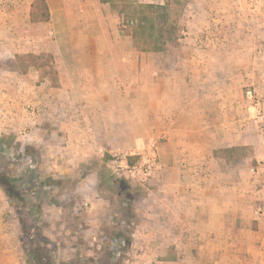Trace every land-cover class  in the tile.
<instances>
[{"label":"crops","instance_id":"1","mask_svg":"<svg viewBox=\"0 0 264 264\" xmlns=\"http://www.w3.org/2000/svg\"><path fill=\"white\" fill-rule=\"evenodd\" d=\"M32 2L0 0V135L35 145L43 174L77 177L83 194L95 163L153 145L137 263L264 264V121L252 125L241 92L264 82V0H187L186 35L161 50L135 41L108 2L45 0L36 23ZM17 224L0 218V264H26Z\"/></svg>","mask_w":264,"mask_h":264},{"label":"rangeland","instance_id":"2","mask_svg":"<svg viewBox=\"0 0 264 264\" xmlns=\"http://www.w3.org/2000/svg\"><path fill=\"white\" fill-rule=\"evenodd\" d=\"M140 1L142 0H129L128 3H131V6L127 7L126 9L129 13V18L127 20L132 19L135 23H137L138 17L149 15L146 11H142V8L139 6V4L143 2ZM163 1L164 4L162 5H165V11L170 15V18L168 19L167 23H162L158 18H155L153 21L155 23L154 33H164V37L168 39L167 42L173 43L176 42L180 36L181 38L184 36L182 35V31H185V29H183L180 21L187 0ZM133 10H136L137 13H134ZM149 21L150 20L144 21L146 27H149ZM129 27L130 26H128V28ZM146 30H148V28ZM260 41L262 40L260 39ZM139 43L143 44L141 41ZM257 46H260L259 42L257 43ZM260 48H262V46H260ZM259 57H262V55L259 54ZM22 60H25V57H23ZM257 62L263 65L264 59L259 58ZM257 75H264L263 66H260ZM259 81L260 82L257 81V83L255 82L253 85L260 86V88L263 90L264 82L263 80ZM248 85H250V81L243 82L241 84V92H243L245 87ZM9 134L14 135L15 139L23 141L17 134L6 133L2 135ZM147 147L145 146L143 149L129 151L142 152ZM246 151L247 150L245 148H242L239 149L237 153L244 155ZM109 157H105V159L103 158L102 162L95 163L96 170L99 173L96 179L94 177L92 178L95 179V184L93 185L96 188H92L94 193L90 192L88 189L89 192L83 194V189L80 188H78V191H74L77 186V177H60L55 173H51V175L61 178L62 181L59 184V188H55L59 205L49 206L45 208L44 211L43 219L50 223V228L47 233H50L52 237L53 233L56 236H60L61 233H63L71 240L70 242L66 243L65 248L58 249L57 256L59 259H70L72 260L71 262H73L78 256L80 257V260H77L76 263L79 261L82 263L84 258H92L96 262L94 264H101L99 262V252H102V247L105 246L108 241V243L118 242L120 239L119 230L122 228L126 236H129L131 239L130 247L125 254L126 256L122 264H139L137 263L138 241H136L133 236V233L137 229V222L139 220V213L137 210L139 205L137 204V198L143 195L144 189L147 188L150 183L146 184L147 186L144 185L145 187L133 186L126 180L114 175L107 165ZM40 168L43 173L42 169L44 167L41 160ZM87 168H85V172ZM97 192L99 195H95ZM78 211L83 212V223H85V227L74 223L73 217L77 215ZM9 215L10 217L17 219V212L14 208H12V215L9 212H3L1 217L3 216L4 218L9 219ZM17 225L18 226L15 231V240L18 247L19 256L25 260L24 250L21 246V243L19 242V223ZM51 239H54V237ZM79 253H81V255H79ZM127 259H129L128 263L126 262ZM88 264L92 263L88 261ZM147 264H153V262H149Z\"/></svg>","mask_w":264,"mask_h":264},{"label":"trees","instance_id":"3","mask_svg":"<svg viewBox=\"0 0 264 264\" xmlns=\"http://www.w3.org/2000/svg\"><path fill=\"white\" fill-rule=\"evenodd\" d=\"M108 2L119 12L129 18L127 7L131 6L129 0H101ZM142 11L148 16L138 17L137 23L130 25L126 30L135 41L142 42L149 48L161 50L168 39L164 33H154L155 18L160 22L167 23L170 15L165 11V5L140 3ZM137 13L136 10H133ZM30 22H45L49 19V11L45 0H33L30 7ZM150 20L149 27L144 21ZM148 28V30H146ZM62 179L53 175L43 174L40 168L38 148L29 142L15 139L14 135H0V189L4 193L8 204L17 212L19 223V242L24 250L27 264H92L96 263L92 258H84L78 263L75 261L59 259L57 251L65 248L70 242L65 234L53 238L47 233L50 223L43 219L45 208L59 205L55 188H59ZM82 211H78L73 217L74 223L85 227ZM68 228V227H66ZM120 239L117 243H108L102 247L99 262L101 264H122L125 259L131 239L126 236L124 230H119ZM51 236V237H50ZM112 242V241H110ZM81 255V253H79ZM76 256V255H75ZM83 256V255H82ZM88 260V261H87Z\"/></svg>","mask_w":264,"mask_h":264},{"label":"built area","instance_id":"4","mask_svg":"<svg viewBox=\"0 0 264 264\" xmlns=\"http://www.w3.org/2000/svg\"><path fill=\"white\" fill-rule=\"evenodd\" d=\"M127 25H133L132 19L126 20ZM182 35H186L182 31ZM244 103L253 110L251 123L256 128H261L264 121V100L260 89L255 85H248L243 91ZM110 171L126 180L133 186L149 184L157 175L159 160L153 145L148 146L142 152L114 151L107 162ZM129 262V259L126 260Z\"/></svg>","mask_w":264,"mask_h":264}]
</instances>
